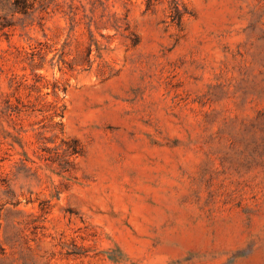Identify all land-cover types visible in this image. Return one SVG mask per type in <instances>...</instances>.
<instances>
[{
	"label": "rangeland",
	"instance_id": "rangeland-1",
	"mask_svg": "<svg viewBox=\"0 0 264 264\" xmlns=\"http://www.w3.org/2000/svg\"><path fill=\"white\" fill-rule=\"evenodd\" d=\"M12 21L0 264H264V0H43Z\"/></svg>",
	"mask_w": 264,
	"mask_h": 264
},
{
	"label": "trees",
	"instance_id": "trees-1",
	"mask_svg": "<svg viewBox=\"0 0 264 264\" xmlns=\"http://www.w3.org/2000/svg\"><path fill=\"white\" fill-rule=\"evenodd\" d=\"M43 0H0V36L8 37L7 30L11 29L14 24L13 17H26L32 13L37 4Z\"/></svg>",
	"mask_w": 264,
	"mask_h": 264
}]
</instances>
